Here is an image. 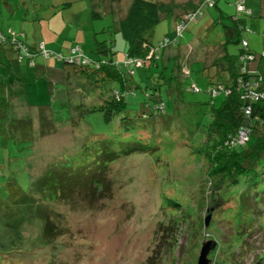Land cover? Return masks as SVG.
Instances as JSON below:
<instances>
[{
    "label": "rangeland",
    "instance_id": "obj_1",
    "mask_svg": "<svg viewBox=\"0 0 264 264\" xmlns=\"http://www.w3.org/2000/svg\"><path fill=\"white\" fill-rule=\"evenodd\" d=\"M63 1L26 0L23 4L14 0L11 6L15 13L8 16L3 7V17L12 28L24 29L25 40L43 42L54 50L67 51L76 39L86 51L92 46L91 54L95 52L94 35L97 40L114 37L118 50L115 56L122 58L129 37L123 17L131 0H118L116 11L108 9L111 0ZM156 1L162 4L161 19L148 29L149 38L162 58L178 53L177 58L165 60L167 75L174 73L175 60L183 55L185 58L179 49H187V44L190 48L185 50L190 73L178 100L164 96L165 113L171 116L167 127L142 116L149 113L143 102L149 100L147 95L153 90L154 64L151 68L137 67L133 75H126L134 92L126 95L124 108L113 112L110 120L104 119L103 111L87 108L101 100L100 88L103 96L112 86H118L115 81L102 83L90 97L83 73L77 74L71 66L51 57L43 61L39 54L34 67L27 65L25 58L20 60L22 71L13 78L18 87L15 95L7 93L6 98L7 67H1L0 121L8 116L30 115L37 130L36 114L43 109L56 128L49 137L38 139L37 147L31 141L13 142L0 136V156L10 160L18 185L26 190L30 179L50 164L67 171L78 169L76 165L85 166L91 178L81 179L80 184L99 183L96 178L102 172L110 184L97 196L74 190L71 194L64 192L63 198L54 195L44 200L51 206L47 218L58 229L51 236L42 234L38 218L33 217L32 223L27 216L19 218L14 226L0 219V264H196L202 241L209 238L216 242L208 254L211 264H264V157L250 179L231 185L209 173L211 162L195 147L203 134L198 122H207L211 107L224 98V92L211 97L206 91L208 77L202 68L217 56L214 50L208 51L207 45L218 46L223 40L228 52H236L241 38H246L263 52L264 11L259 13L255 5L251 13L240 11L236 16L244 17L245 28L239 40H231L227 33L233 26L230 14L236 12L234 3L225 4L228 10L221 16L214 6L204 7L202 1V13L210 8L214 19H220L214 21L207 20L205 14L189 16V10L183 11V0ZM223 2L219 0L218 5ZM251 7L248 1L246 8ZM183 21L187 26L179 28ZM31 29L36 37H28ZM166 37L178 40L165 47L162 40ZM50 62L70 72L54 74L42 66ZM182 69L185 72L187 66ZM223 70L215 72L213 79L223 81L228 74ZM189 84L198 89H188ZM69 174L78 177L81 173ZM13 228L20 241L10 247L4 240L9 239L11 234L6 232Z\"/></svg>",
    "mask_w": 264,
    "mask_h": 264
},
{
    "label": "trees",
    "instance_id": "obj_2",
    "mask_svg": "<svg viewBox=\"0 0 264 264\" xmlns=\"http://www.w3.org/2000/svg\"><path fill=\"white\" fill-rule=\"evenodd\" d=\"M72 1L65 0L62 3L66 4ZM103 1L108 2V0ZM111 1L113 2L109 4L108 9L116 11L114 5L117 4L118 0ZM218 1L211 0L210 3V0L208 2L201 0L192 9H189L188 14L193 12L194 16L200 17L204 9L201 3L206 4L204 7L218 6ZM223 1L236 5V12L230 14L234 19L233 26L226 33L229 34L228 37L231 40H239L241 38L239 35L242 29L245 28V22L244 17L236 15L240 11L251 13V10L246 8V0H242L241 7H237L236 0ZM90 5L92 6V4ZM160 6L162 4L156 0L130 1L127 12L123 17L126 20L129 37L126 39L124 54L120 59L115 56L118 50L114 37L97 40L94 35L95 52H92L96 54L93 55L92 52L91 54L89 52L92 46H89V50L86 51L81 41L76 39L70 42L67 51L54 50L46 48L43 42L36 43L34 41L30 43L25 40L24 32L20 29L12 28L9 25L2 30L0 29V47L3 52L0 71L3 73L1 67H7L4 82L9 85L5 97L9 98V96L15 95V89L18 85L16 87L13 78L14 74H19V71H22V68L18 65L20 60L25 58L27 65L34 67L38 65L35 57L40 54L43 61H45V58L51 57L65 66H71L77 74L83 73L88 80L87 92L90 97L95 95V89L99 88L98 86H101L102 83L117 82L118 86H112L107 90L108 95L101 96L100 94H103V92L100 88L98 95L101 100L97 103H91L87 108L91 111H103L104 119L110 120L113 112L124 108L126 95L129 92H134L127 83L126 75H133L137 67L151 68L154 64L156 68L153 69L154 81L151 85L153 90L147 95L149 100L143 102L144 108L149 113L144 112L142 116L161 121L167 127L171 116L165 113L164 96H173L175 100H178L182 84L185 83V77L189 75L191 66L185 49H179L185 54V58H183V55L182 58L175 60L172 68L174 73L167 75L165 60H167V57L177 58L178 53H168L165 58H162V52L159 55L156 53V49H154L156 47L151 42L150 33H148V29L161 19ZM92 13L97 14L95 10H92ZM216 20L219 21L220 19L215 18L214 21ZM185 25L186 23L183 21L181 28L187 26ZM115 28L117 31V26ZM177 40L178 37H166L162 40V44L166 47L175 44ZM241 41L238 51L228 52L226 42L224 43L221 40V44L225 46L226 51L218 57L212 58V61L206 63L202 68L204 75L208 77L206 91L211 97L224 92V98H222L219 105L211 107L209 120L202 124L204 128L198 122L203 134L197 145H195L211 162L209 173L218 176L220 180L225 179L231 185H237L250 179L256 172L258 165H261L264 157V69L262 70L260 65V60L264 57V51L260 53V51L253 48L255 46L249 39L241 38ZM51 62L48 65L43 63L42 66L47 70L50 69L54 74L64 75L65 72H70L68 70L61 71L62 67H54ZM185 65L187 70L183 72L182 68ZM12 66L15 67V70L9 71ZM223 69L228 73L226 78L223 81L214 80V73H220ZM192 86L193 84H189L187 88L194 89ZM213 89L217 93L213 92ZM7 93H9V96ZM18 96L22 98L21 95L18 94ZM1 111L3 109L0 105ZM36 115L38 118V127L35 125L37 130L32 126L34 124L30 115L8 116L2 119L0 121L2 126L0 136L5 135V138L11 139L13 142L21 140L23 143H27L31 141L33 146L37 147L39 144L38 139L44 136L49 137L48 135H51L52 130L56 128L46 110L44 112L43 109H38ZM143 125L145 126V124ZM241 131L245 132L244 138L241 137ZM10 163L6 155L0 156V219L3 220L4 224L14 226L19 218L23 219L27 216L31 223L33 217L38 218L42 222V234L46 237L50 233L51 235L55 234L58 229L52 220L47 218L51 206L47 202L45 203L44 200L52 199L54 195L63 198L64 192L71 194L74 190H78V193L83 190L86 195L97 196L110 184L109 179L104 178V172L96 178L97 181H100V184L92 185L86 182L80 184L81 179L91 178L87 175L85 166L76 165L78 169L72 168V170L67 171L63 170L64 168H55L53 164H50L45 167L43 172L41 171L38 175L32 177L28 188L24 190L18 185ZM261 170L264 174V166ZM69 173L81 174L77 177ZM213 198L214 195L211 196V200ZM36 202L37 205L35 206ZM6 233L11 234L8 240L7 237L4 240L10 247L15 242L20 241L15 228Z\"/></svg>",
    "mask_w": 264,
    "mask_h": 264
},
{
    "label": "crops",
    "instance_id": "obj_3",
    "mask_svg": "<svg viewBox=\"0 0 264 264\" xmlns=\"http://www.w3.org/2000/svg\"><path fill=\"white\" fill-rule=\"evenodd\" d=\"M248 1L250 2V4H252V7L250 8L251 12L254 9L253 5L256 6V10L259 13L264 11V0H261L260 2H259V0H246L247 5H248ZM13 2H14V0H0V3L2 5V7L0 8V29L1 30L4 29L7 25H9L7 21H6L7 24L5 23V20H4V17H3V13H4L3 7H5V9H4L5 11L7 10L9 12L8 16L13 15L15 13V11H13V6H11V3H13ZM19 2H22L23 4H25L26 0H19ZM199 2H200V0H183L182 3L185 4V6L183 8V11L189 10L190 7L192 8V7L196 6ZM33 3H34V5L38 4L36 2H33ZM225 4H228V3L226 1H224L223 4H219V5L217 4L218 6H214V8L216 10V13L220 12V14H222L223 12L227 11L228 9H227V6ZM204 11L205 12H203V14H205V16H207V17L209 16V18L207 20H209L210 18L214 19V14H213V10L212 9L207 8ZM19 17H20V19L23 18L22 13L19 14ZM196 18H199V16H197ZM18 29L22 30L24 32V37H26V33H25L24 29L22 27H18ZM28 37H36V35L34 33H32V29H31ZM32 42H34V40H32L30 43H32ZM186 48L187 49H185V50H190V48H188V44L186 45ZM207 48L209 49L208 51L214 50L216 52L215 55H217V56H214V57H218L219 55H221L222 53H224L226 51L225 46H223L222 44H218V46H216V45H214V46L207 45ZM214 57H212V58H214ZM2 58H3V52H2V48L0 47V62H1ZM260 65H261V67H264V58L260 60ZM12 68L14 69L15 67L12 66Z\"/></svg>",
    "mask_w": 264,
    "mask_h": 264
},
{
    "label": "water",
    "instance_id": "obj_4",
    "mask_svg": "<svg viewBox=\"0 0 264 264\" xmlns=\"http://www.w3.org/2000/svg\"><path fill=\"white\" fill-rule=\"evenodd\" d=\"M208 217L206 218V220L208 219ZM215 244L216 242L212 238L202 241L196 264H211V258L208 254L210 250L215 247Z\"/></svg>",
    "mask_w": 264,
    "mask_h": 264
},
{
    "label": "built area",
    "instance_id": "obj_5",
    "mask_svg": "<svg viewBox=\"0 0 264 264\" xmlns=\"http://www.w3.org/2000/svg\"><path fill=\"white\" fill-rule=\"evenodd\" d=\"M208 2V0H206ZM210 3H211V0H210ZM236 3H237V7H241L242 6V0H236ZM189 16H193L194 18L197 17L196 15L194 16V13L191 12L190 14H188ZM187 16V15H186ZM183 23V22H182ZM182 23L179 24V28L182 27ZM194 89H198V87L194 84V86H192ZM216 90L213 89V92H215ZM241 134V137L244 138L245 137V132L244 131H241L240 132Z\"/></svg>",
    "mask_w": 264,
    "mask_h": 264
},
{
    "label": "clouds",
    "instance_id": "obj_6",
    "mask_svg": "<svg viewBox=\"0 0 264 264\" xmlns=\"http://www.w3.org/2000/svg\"><path fill=\"white\" fill-rule=\"evenodd\" d=\"M197 86V85H196ZM198 87V86H197Z\"/></svg>",
    "mask_w": 264,
    "mask_h": 264
}]
</instances>
